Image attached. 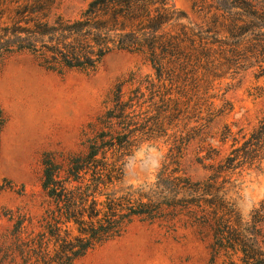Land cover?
<instances>
[{"label": "trees", "instance_id": "obj_1", "mask_svg": "<svg viewBox=\"0 0 264 264\" xmlns=\"http://www.w3.org/2000/svg\"><path fill=\"white\" fill-rule=\"evenodd\" d=\"M240 4L229 17L236 10L243 19L221 34L181 24L184 15L167 0H93L74 17L59 11V0H0V74L19 54L63 75L93 72L109 54L125 52L145 59L157 80L136 73L116 80L82 132L84 151L63 163L43 155L45 204L36 225L0 208V221L10 224L0 232V264H74L136 221L197 229L209 240L205 264H264V201L244 218L224 191L230 171L264 163V114L250 133L233 134L224 124L207 137L211 123L233 109L223 94L210 93L216 82L250 62L264 77V11L251 0ZM248 20L257 23L252 30L245 29ZM176 114L177 146L154 181L117 190L125 159L139 143L166 137L173 129L167 119ZM6 124L0 106V137ZM216 139L220 146L232 142L227 156L212 145ZM194 140L204 153L195 158L207 173L200 180L183 166Z\"/></svg>", "mask_w": 264, "mask_h": 264}, {"label": "rangeland", "instance_id": "obj_2", "mask_svg": "<svg viewBox=\"0 0 264 264\" xmlns=\"http://www.w3.org/2000/svg\"><path fill=\"white\" fill-rule=\"evenodd\" d=\"M93 0H59V11L74 17ZM241 0H167L185 18L180 23L196 29H210L225 34L243 14L229 17L232 5ZM264 11V0H251ZM236 18V20H235ZM234 19V20H233ZM245 29H253L255 20H248ZM136 73L157 83L155 71L139 55L114 52L104 58L93 72L71 71L63 75L40 68L28 54L10 57L0 74V106L7 124L0 137V208L27 215L33 225L42 213L45 198L41 190L43 155H52L58 163L84 151L82 132L102 112V103L116 80ZM253 62L244 63L235 74L229 73L210 92L217 99L224 95L233 109L228 117L210 125L208 136L215 137L224 124L233 134L243 128L250 133L264 114V77H258ZM177 78V84L181 83ZM150 92L153 91L149 87ZM178 91V88H177ZM148 96V92H147ZM216 100L215 105H220ZM175 116V118H174ZM167 119L171 128L166 137L139 143L123 167V181L117 187L153 182L157 170L170 148L177 146V114ZM181 130V127H180ZM240 140V138H239ZM221 150V157L230 152V139L224 146L211 142ZM197 140L187 145L183 166L193 180L206 176L195 162L200 154ZM203 163L207 164V161ZM225 194L238 212L247 218L260 209L264 201V163L244 165L229 172ZM264 224V222H263ZM10 227L0 221V232ZM208 238L183 224L175 226L134 222L119 239L95 249L74 264H205L208 259Z\"/></svg>", "mask_w": 264, "mask_h": 264}]
</instances>
